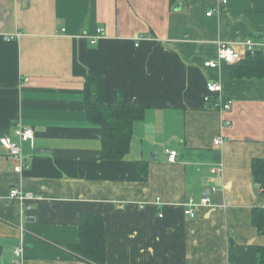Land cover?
I'll return each instance as SVG.
<instances>
[{"label": "crops", "instance_id": "0c3cea01", "mask_svg": "<svg viewBox=\"0 0 264 264\" xmlns=\"http://www.w3.org/2000/svg\"><path fill=\"white\" fill-rule=\"evenodd\" d=\"M226 1L0 0V140L18 143V125L35 135L21 144V172L0 145V264L17 247L22 264H89L68 250L82 213L103 217L105 264H260L251 210L264 196L251 161L264 159V79L204 64L219 43L242 52L264 36V0ZM88 76L101 79L104 104L144 109L120 161L100 159V128L84 113ZM211 81L228 111L203 102ZM12 188L33 198L8 200ZM206 194L209 205L183 214Z\"/></svg>", "mask_w": 264, "mask_h": 264}, {"label": "trees", "instance_id": "16d2710c", "mask_svg": "<svg viewBox=\"0 0 264 264\" xmlns=\"http://www.w3.org/2000/svg\"><path fill=\"white\" fill-rule=\"evenodd\" d=\"M235 79H264V54L246 56L240 62L228 65ZM83 105L86 119L101 131V155L105 161H120L130 150L134 123L142 120L141 106L123 102L106 105L102 101V82L98 77H86L84 81ZM135 178L143 181L147 174V163L134 164ZM251 175L257 191L264 196V159L251 161ZM251 224L264 238V207L251 210ZM78 242L68 250L76 259L89 264H105V229L103 217L97 213H82L78 219ZM257 260L264 264V245L257 248Z\"/></svg>", "mask_w": 264, "mask_h": 264}, {"label": "built area", "instance_id": "2783aa9c", "mask_svg": "<svg viewBox=\"0 0 264 264\" xmlns=\"http://www.w3.org/2000/svg\"><path fill=\"white\" fill-rule=\"evenodd\" d=\"M218 2L223 6L227 3L226 0H218ZM211 13H208L207 16H210ZM64 32V30H62ZM82 36L86 37L87 32H83ZM104 36L103 29H97L94 36L90 37V44L96 45L98 40ZM243 48L242 52L236 51L233 47L228 46L225 43H219L217 47V52L213 60L205 62L204 66L208 68H217L220 64L224 65H233L241 60H243L246 56H254L258 53L264 54V36L261 37H250L246 39L243 43H241ZM221 92V86L218 82L211 81L206 84V93L203 96V102L209 105L211 108L218 110L219 112L228 111L230 109V102H224L220 99H217L218 95ZM15 136L18 138V143L13 142L10 138H2L0 140V145L5 153L15 159H19L20 164L16 166L13 170L15 172H21L24 169V165L22 163L21 158V144L29 143L33 144L35 135L34 131L30 128H23L18 125L14 130ZM221 144V139L219 137H215L212 140L213 146H218ZM177 158L176 151H169L166 156V160L168 163H174ZM221 167H212L210 172L214 175L221 174ZM216 188H212L208 191V194L214 193ZM206 195H203L198 202H196L193 198H188L186 209L183 214L189 218H193L195 216V210L198 206H206L210 204V199ZM33 198V195L30 193H25L18 188H12L8 192L7 199L8 200H20V201H29ZM158 217H162L161 214ZM20 232H22V228H20ZM12 264H22V248L17 247L13 251Z\"/></svg>", "mask_w": 264, "mask_h": 264}, {"label": "water", "instance_id": "95a60500", "mask_svg": "<svg viewBox=\"0 0 264 264\" xmlns=\"http://www.w3.org/2000/svg\"><path fill=\"white\" fill-rule=\"evenodd\" d=\"M44 152H47V150H44V149H36L34 150V153L35 154H40V153H44ZM160 152V148H156L153 152V159H156V155ZM0 252H1V248H0Z\"/></svg>", "mask_w": 264, "mask_h": 264}]
</instances>
